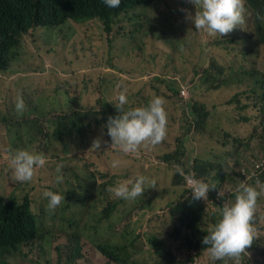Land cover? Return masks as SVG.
I'll return each mask as SVG.
<instances>
[{
	"label": "rangeland",
	"instance_id": "obj_1",
	"mask_svg": "<svg viewBox=\"0 0 264 264\" xmlns=\"http://www.w3.org/2000/svg\"><path fill=\"white\" fill-rule=\"evenodd\" d=\"M138 12L144 13L141 10ZM259 17H264V14L259 15L250 8L248 22L243 28L255 44L259 41L257 19L264 32V20ZM135 30L136 21L120 20L115 21L111 33H107L98 20L82 24L69 22L54 30L37 28L24 36L18 57L7 71H0V119H6V124L0 130V195L11 198L18 189L9 188L5 180L4 148L24 146L26 143L31 145L37 135L41 134V140L50 142V150L55 158L59 161L71 158L77 165V179L69 185L68 190L76 188L74 200L84 201L58 212L55 216L60 221L53 222L52 216L43 212L47 200L42 190L38 189L30 201L31 209L37 215L40 233L44 237L34 242L35 247L29 244L14 256L0 258V264H59L56 246L60 237L79 232L90 234L92 231L90 246L97 251L100 264H113L97 249L98 245L105 243L103 237L108 238L109 244L123 245L126 248L128 240L135 238V249L127 251L134 253L140 262L153 263L157 255L151 244L144 243L146 235L140 228L144 224L155 225L160 221L171 225V217L165 211L171 203L190 196L187 192L188 184L186 190L182 182L177 186L173 184L175 166L179 165L177 159L165 162V156L180 148L179 159L183 162L180 168L184 169L196 159H206L212 149L227 164L228 171L234 166L231 165L232 157L228 154L236 148L240 151L243 137L251 133L255 123H261L259 132L264 134V87L260 82L264 80V45H259L255 53L244 55L245 35L234 41H225L198 34L195 40L198 55L193 59L194 66L189 73L182 75L173 71L174 67L164 70L151 55L152 48L143 55L128 59L123 46L126 45V39L135 34ZM213 64L231 72L232 84L223 97H220V92L210 91L200 80V75L196 74V71ZM72 75L88 86L94 99L99 100L101 108L104 103L116 100L120 91L116 88L117 83L127 89L133 103L143 104L155 96L164 97L171 117L170 135L166 143L157 145L152 152L144 153L140 160H121V166L112 169L111 147L103 141L102 129L97 124L84 134L88 140L80 138L69 141L55 137L58 122L68 115V110H83V105L76 104ZM29 78L34 81H26ZM182 86L190 87L186 102L180 97ZM11 92L19 93V97L22 96L25 101L26 108L20 114L15 111V106H10L11 101L18 97H11ZM227 101L229 105H226ZM195 108L197 113L192 114ZM203 111L209 113L206 121L199 115ZM32 128L34 129L29 130ZM95 135L103 141L100 149L93 147L92 137ZM252 144L257 150L260 149L256 135ZM32 146L40 150L37 145ZM67 150L68 154L65 153ZM120 169L127 178L143 174L154 179L156 187H149L156 189V194L147 190L141 200L126 201L118 205L110 218L104 219L105 209L122 201L107 191L109 186L121 182L118 175ZM239 171L242 172V180L247 179L250 184L253 178L260 175L261 168L256 162L242 166ZM43 174L56 181L55 170L42 171L40 176ZM215 175L213 172L203 179L215 183ZM27 184V188L32 185ZM235 190L236 188L232 193L227 192V195L234 194ZM233 200V197L227 199L226 203ZM211 209L209 207L207 213L212 212ZM220 209L221 207L218 218ZM256 225L260 241H263L264 200ZM174 257L182 264H209L206 256L195 250H174ZM239 264H246V258L240 259Z\"/></svg>",
	"mask_w": 264,
	"mask_h": 264
},
{
	"label": "trees",
	"instance_id": "obj_2",
	"mask_svg": "<svg viewBox=\"0 0 264 264\" xmlns=\"http://www.w3.org/2000/svg\"><path fill=\"white\" fill-rule=\"evenodd\" d=\"M100 1L103 0H0V65L8 68L15 61L18 56L16 49L19 38L32 26H41L43 30H52L62 27L68 18L86 20L98 17L105 22V30L108 33L112 32L116 20L136 21L135 34L127 38L126 45L123 46L124 51L128 54V59L143 55L152 48L151 55L164 70L174 67L173 71L177 73L182 75L189 73L194 66L193 59L198 55L195 40L198 34L204 33L196 31L191 20L186 19L188 13L195 15L197 11L195 4L190 3L189 0H123V3L127 4L125 7L127 13L138 6H144L146 9L143 11L144 13L137 15H118V13L109 12L101 7ZM247 3L249 8L256 10L259 15L264 14V0H260L257 4H254V0H247ZM146 12L151 14L147 15ZM247 22L248 15L232 39H228V41H234L239 36L245 35L243 39L244 55L255 53L259 45H264V32L261 31L260 20L257 19L256 22L259 34L257 44L252 42V37L247 35L243 29ZM196 74L200 75V80L208 86L210 91L220 92V97L224 96L226 89L232 84L231 72H227L225 68H218L214 64L204 67L201 71H196ZM72 76L76 91V104L83 105V110H68V115L58 122L54 136L69 141H76L80 138L88 140L84 134L90 132L94 124L101 127V123L106 118L104 111L109 109L110 105L104 103L101 108L99 100L94 99L88 86L82 84L74 75ZM26 81L33 82L34 80L29 78ZM54 94L58 96L57 93ZM17 95L19 96V93ZM226 105H229V101L226 102ZM196 113L197 109L195 108L192 114ZM199 115L203 121L209 117V113L206 111ZM260 126V122L255 123L251 133L247 137H243L239 152L236 148L234 152L228 154L232 157L231 165L234 164L228 171H226L227 164L223 163L212 149L206 159H196L187 168L175 170L174 186L182 182V186L186 190L187 177L203 179L214 172L216 175L213 179L216 180L217 189L209 191L207 200L196 201L192 200V188L189 189L187 191L190 193L189 197L171 203L168 210L165 211L171 217V225L169 222L160 221L155 225L144 224L140 228L146 235L144 243H149L152 248L156 247L162 250L165 247H173L175 242H180L189 252L195 250L199 254H203L206 246L202 244V239L207 234L206 231L219 219L217 217L219 208L227 202V199L234 198L235 193L227 195V192L232 193L243 179L239 168L264 159V134L259 132ZM189 131L188 129L187 132ZM255 135L260 145L258 150L252 144ZM41 136L38 134L37 139L30 146L37 145L40 150L35 149V153L46 155V164L44 167L36 169L30 182L23 183L24 185L20 189L24 190L19 191L18 188L12 194V200L22 199L23 201H17L19 206H16L13 203L4 202L0 198V258L14 256L21 251L23 246L29 244L35 247L34 242L44 237V234L40 233L37 217L31 209L30 201L38 189H41L43 193L50 189L65 194V200L54 209L53 222L60 221L55 216L60 209L65 211L70 207L67 206L74 188L70 190L68 188L77 179V165L71 158L66 161H59L55 158L50 150V142L45 139L41 140ZM95 137L96 135L92 139ZM111 145L112 143L109 144L110 147ZM65 153L68 154V150ZM110 153L113 158L118 157V149L115 146L111 147ZM179 154L180 148L174 153L166 155L164 161L171 162L172 159H177V164L180 165L183 162L179 159ZM58 164L63 166V173L66 176L62 183H57L44 174L40 176L42 171L56 170ZM118 175L121 177V181L128 179L121 169ZM259 180L264 182V172L260 175ZM26 183L29 186L32 185L27 188ZM219 191L224 193L222 197L218 195ZM263 200L264 192H261L258 201L262 204ZM120 204H124V201H120L114 206L109 205L105 209L106 219L110 218ZM209 207L212 208V212L207 213ZM259 210L254 211L252 222L259 217ZM114 217L115 214L112 215V218ZM62 220L64 221V218ZM70 224L76 223L70 222ZM89 233L79 232L61 236L56 246L58 263L100 264L97 251L90 246L93 231ZM136 241L135 238H130L126 248L123 245L109 244L108 238L103 237L105 243L98 245L97 249L113 264H148L140 262L134 253L127 251L131 248L135 249ZM172 254L170 250V255ZM207 260L209 264L236 263L235 260L227 257L224 260H213L208 254ZM174 262L162 264H174Z\"/></svg>",
	"mask_w": 264,
	"mask_h": 264
},
{
	"label": "clouds",
	"instance_id": "obj_3",
	"mask_svg": "<svg viewBox=\"0 0 264 264\" xmlns=\"http://www.w3.org/2000/svg\"><path fill=\"white\" fill-rule=\"evenodd\" d=\"M259 1L254 0V4ZM100 2L102 4L99 5L105 10L118 13V15H137L139 10L144 11L146 9L144 6H138L127 13L125 10L127 4H124L123 0H103ZM189 2L196 5L197 11L194 16L188 13L186 19L191 20L196 31L204 32L201 34L202 36L214 40L228 41V39H232L239 26L244 23V19L250 9L247 0H189ZM259 18L264 20V17ZM93 20L100 21L105 29V22L98 17L86 20L68 18L63 26L69 22L82 24ZM37 28L42 29L41 26H32L21 34L16 49L17 54L21 48L24 36ZM8 68L0 65V71H7ZM260 82L264 87V80H260ZM116 88L120 89V91L116 100L109 103V109L104 111L106 118L101 123L103 141L108 144L112 143L111 147L115 146L118 149V157L110 161L112 169H118L121 166V160H140L144 153L154 151V147L159 144L164 145L170 135L169 118L171 119L168 103L164 97L155 96L143 104L133 103L131 102V95L126 88H123L119 83L116 84ZM189 88V86H182L180 91V97L185 102L190 95ZM9 95L12 97L17 95V92H11ZM165 103L166 106H164ZM10 106H15V111L18 114L22 113L26 108L22 96L13 99ZM5 120L0 119V130L6 124ZM93 140V147L100 149L103 141H101L99 136H96ZM4 155L5 180L9 188L13 189L15 187L20 188L25 182H30L36 169L44 167L47 160L44 153H35V148L27 143L24 146L4 148ZM175 167L178 170L180 169V165ZM55 171L57 173L56 182H62L64 179L63 166L58 164ZM259 177L253 178L250 184L247 179L241 180L236 187L234 200L231 203H225L221 207L219 219L209 226L206 231L207 234L202 239V244L206 246L203 252L206 258L208 254L213 260H224L227 257L239 264L240 259L246 258V264H264V240L260 241V232L256 225L257 219L252 222L254 211H258L261 207L258 197L261 192H264V182L259 180ZM189 178L193 179L191 180L193 186L188 184ZM187 184L189 189L192 188L191 194L194 201L207 200L209 191L217 189L214 182L193 177H187ZM149 185L156 187L155 180L143 174H138L135 177H130L109 186L107 191L112 193L115 198L122 199L125 203L126 201L141 200L147 194V190L155 195L156 189L150 188ZM76 191L77 189L74 188L67 207L74 203L84 202L81 199L74 200L77 195ZM218 195L222 197L224 193L219 191ZM43 196L47 200L46 208H43V212H47L49 216L54 215V209L65 200V194L50 189L45 190ZM0 198L4 202L19 206L16 200H12V197L6 198L0 195ZM60 211L63 210L60 209L58 212ZM104 219H106L105 212ZM257 245L259 246L257 247ZM184 247L180 242H175L173 247H165L162 250L154 247L157 259L155 262L148 264H162L171 261H175L174 264H182L181 261L175 259L174 250L181 252L187 249ZM170 250L173 253L172 255H170Z\"/></svg>",
	"mask_w": 264,
	"mask_h": 264
},
{
	"label": "crops",
	"instance_id": "obj_4",
	"mask_svg": "<svg viewBox=\"0 0 264 264\" xmlns=\"http://www.w3.org/2000/svg\"><path fill=\"white\" fill-rule=\"evenodd\" d=\"M258 165H259V168H261V172H260V175H261L264 172V159L261 161H258Z\"/></svg>",
	"mask_w": 264,
	"mask_h": 264
},
{
	"label": "built area",
	"instance_id": "obj_5",
	"mask_svg": "<svg viewBox=\"0 0 264 264\" xmlns=\"http://www.w3.org/2000/svg\"><path fill=\"white\" fill-rule=\"evenodd\" d=\"M191 180H193V179L192 178H189L188 179V184L191 185V186H193L192 183H191Z\"/></svg>",
	"mask_w": 264,
	"mask_h": 264
}]
</instances>
